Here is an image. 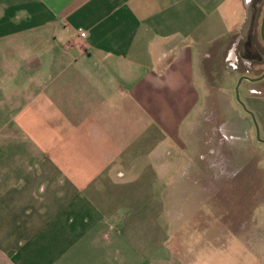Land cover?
I'll list each match as a JSON object with an SVG mask.
<instances>
[{
	"label": "crops",
	"instance_id": "1",
	"mask_svg": "<svg viewBox=\"0 0 264 264\" xmlns=\"http://www.w3.org/2000/svg\"><path fill=\"white\" fill-rule=\"evenodd\" d=\"M251 2L0 0V264H263L207 204L139 196L208 189L181 137Z\"/></svg>",
	"mask_w": 264,
	"mask_h": 264
},
{
	"label": "rangeland",
	"instance_id": "2",
	"mask_svg": "<svg viewBox=\"0 0 264 264\" xmlns=\"http://www.w3.org/2000/svg\"><path fill=\"white\" fill-rule=\"evenodd\" d=\"M240 40L233 56L230 45L220 53L216 65H205L206 92L199 91L198 102L202 111L193 116L191 135L184 132L181 137L204 142L202 156L204 159L206 155L208 189H197L193 182L177 177L176 189H144L147 193L139 196L146 202L207 204L203 216L208 221L215 217L224 219L225 234L235 235L233 239L226 237L227 241L232 239L228 250H239L242 257L249 253L251 260L264 264V78L256 82L243 80L239 101L235 96L240 76L259 77L264 73V63L245 67L246 61L240 58ZM241 57L244 59L242 54ZM239 102L253 115L258 138L250 116Z\"/></svg>",
	"mask_w": 264,
	"mask_h": 264
},
{
	"label": "flooded vegetation",
	"instance_id": "3",
	"mask_svg": "<svg viewBox=\"0 0 264 264\" xmlns=\"http://www.w3.org/2000/svg\"><path fill=\"white\" fill-rule=\"evenodd\" d=\"M251 8L253 23L246 36L241 38L239 46V51L244 59L241 57V54L240 58L246 61V65H244L247 68L264 63V42L260 37V26L264 15V0H252ZM241 77H244V75Z\"/></svg>",
	"mask_w": 264,
	"mask_h": 264
},
{
	"label": "water",
	"instance_id": "4",
	"mask_svg": "<svg viewBox=\"0 0 264 264\" xmlns=\"http://www.w3.org/2000/svg\"><path fill=\"white\" fill-rule=\"evenodd\" d=\"M252 23H253V15H252V12L249 11L248 14H247V17H246V20L243 24V27H242V36L245 37L248 30L250 29V27L252 26ZM260 37L262 39V41L264 42V15H263V18H262V21H261V26H260ZM264 78V73L262 75H260L259 77L255 78V79H249V78H246V77H241L237 83H236V86H235V96H236V100L239 101V87H240V84L243 80H248L250 82H256V81H259L261 79ZM239 104L241 105V107L245 110L244 108V105L242 103L239 102ZM246 111V110H245ZM246 113L250 116L253 124H254V127H255V133H256V136L258 138V135H259V132H258V128H257V125L255 123V120H254V117L251 113H249L248 111H246Z\"/></svg>",
	"mask_w": 264,
	"mask_h": 264
},
{
	"label": "built area",
	"instance_id": "5",
	"mask_svg": "<svg viewBox=\"0 0 264 264\" xmlns=\"http://www.w3.org/2000/svg\"><path fill=\"white\" fill-rule=\"evenodd\" d=\"M80 37L84 38L85 37V33L84 32H80Z\"/></svg>",
	"mask_w": 264,
	"mask_h": 264
}]
</instances>
